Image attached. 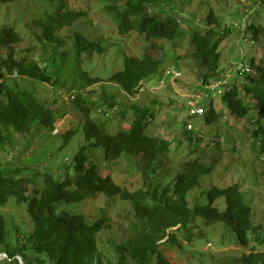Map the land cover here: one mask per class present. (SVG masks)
I'll return each instance as SVG.
<instances>
[{"label": "trees", "instance_id": "obj_1", "mask_svg": "<svg viewBox=\"0 0 264 264\" xmlns=\"http://www.w3.org/2000/svg\"><path fill=\"white\" fill-rule=\"evenodd\" d=\"M16 1L0 0V5ZM98 1L103 12L112 17L120 33L143 35L156 41L155 46L159 49H164L165 45L162 44L168 42L170 51L175 52V47L180 45L178 42H183L188 34L189 47L182 54L176 51L175 63L186 56L192 58L203 68L200 81L203 84L210 83L213 73L218 72L220 46L231 28L228 22L224 25V16L216 13L213 7L208 6L206 15L199 21L203 26L199 27L192 26L191 21L185 20L184 14L175 10L173 0ZM185 1L182 0L183 3ZM244 7L248 9L245 16L251 18L248 15L250 10L264 8V0H245ZM34 11L36 14L25 25L33 30L41 51L48 52V46H53L48 60H37L31 55L37 45L34 42L26 48V54H14L13 44L22 38L20 31L11 25L0 26L2 148L9 140L8 128L16 133H26L33 128L34 121L36 126L49 128L54 122L52 105H47L33 88L8 82V77L13 79L20 76L53 84L57 80L49 73L47 66L48 63H56L57 55L63 61L65 55L72 54L75 60L82 54H101L108 47L106 38L97 36L93 31L95 23L87 11L72 8L68 0H43L42 8L36 7ZM182 21H185L184 25ZM243 31L245 37L264 40V25L259 22L251 21ZM60 48L63 49L58 50ZM122 52L123 68L114 71L108 81L127 93H138L153 74H167L166 69L179 70V67L166 68L168 58L152 54L147 47L141 53ZM247 61L249 68L242 75L245 77L242 87L233 82L220 98L235 116L244 117L254 111L262 117L264 61L255 62L253 57ZM78 69L85 78V85L97 81L80 67ZM180 75L175 76L176 81ZM80 86L77 84L76 87ZM205 93L210 95L212 91L207 88ZM72 97L73 107L83 118L85 136V142L72 156V168L64 164V172L59 177H54L48 171L41 172L43 187L39 189L32 176L24 175V170L31 168L29 165L0 167V204H6L10 197L14 198L16 204L25 203L26 216L31 225L30 230L16 223L9 228L6 217L0 213V252L6 254L0 264H19L16 255L22 258V264H183L163 252L168 246L181 245L176 233H183L185 239L197 244L199 235L205 236L204 230L216 222L233 232L239 245L247 247L250 240L254 242L248 252L229 257L222 264H264V250L255 247V244L264 242V234L260 224L254 221L252 207L245 200L238 183L200 189L203 176L211 174L214 165L198 157L184 158L174 167L168 156L170 141L147 129L148 121L154 116L153 108L133 103L127 126L111 131L108 127L111 119L107 120V117L117 103L113 96L103 99V104L109 105L104 112V122L93 118L94 102L87 95L77 91ZM212 99L214 96L208 104L202 99V119L206 124L213 123L222 114L217 109L218 103ZM121 115L125 117L124 111H121ZM184 124V133L191 140L192 132L187 128L191 123ZM76 131L68 129L62 133L60 147L68 144ZM252 135L258 141L260 151L264 152V125L257 123ZM210 142L216 143L214 140ZM98 148L102 149L103 154L100 159L97 156ZM122 155L131 160L132 167L140 174V181L134 187L117 182L110 170L104 168V171H100L98 168L105 160L115 161ZM35 173L34 177L37 176ZM28 185H32L31 191H28ZM97 195L106 198L105 210L116 206L118 198L129 202L132 208L129 237L111 246L115 253L113 259H104L98 246L99 233L111 226L109 217L103 212L99 217L88 219L79 210V204L87 199L93 200ZM207 262L202 260L201 264ZM208 264L217 263L210 261Z\"/></svg>", "mask_w": 264, "mask_h": 264}, {"label": "rangeland", "instance_id": "obj_2", "mask_svg": "<svg viewBox=\"0 0 264 264\" xmlns=\"http://www.w3.org/2000/svg\"><path fill=\"white\" fill-rule=\"evenodd\" d=\"M244 2L245 0H186L183 3L182 0H173L175 10L184 14L185 20L191 21L192 26L199 27L203 26L199 21L206 15L208 6L224 16L225 25L228 20H239L246 15L248 9L243 8ZM68 3L74 9L87 11L89 18L95 23L92 27L95 34L106 38L107 50L101 54L97 52L90 55L82 54L75 60L72 54L65 55L63 61L57 55L56 63H48L47 66L49 73L57 80L53 84L20 76L6 79L10 83L16 82L20 86L33 88L47 105H52L54 122L49 128L45 125L36 126L34 121L33 128L26 133H16L8 128L9 140H6L3 148L0 144V167L29 165L32 169H25L24 175L32 176L35 179V186L39 189L43 187L41 172H51L54 177L62 176L64 164L72 168V156L85 142L83 118L73 107V94L80 91L87 95L88 99L94 102L93 118L101 122H104L106 117L104 112L109 107L108 104H103V99L111 95L117 100L112 113L107 117V120L111 119L108 124L111 131L114 128L127 126L131 119L133 103L153 108L154 116L148 121L147 129L152 134L170 141L168 156L171 164L175 167L188 157H198L205 163H212L213 170L211 174L203 176L200 189L238 183L245 200L252 207L254 221L260 224L261 232L264 234V152L260 151L258 141L252 135L257 123L264 125V116L259 117L254 111H250L246 116L238 117L227 109L220 98L221 94L203 96L209 85L200 82L203 68L189 56L180 58L175 63L176 51L182 54L189 47L188 34L183 42H178L180 45L176 46V51L172 53L168 42L162 44L165 45L164 49H159L155 46L156 41L146 39L143 35L133 32L120 33L112 17L103 12L98 0H68ZM42 4L43 0L1 3L0 26L11 25L19 30L22 36L13 44L14 54H26V48L32 42L37 43L32 34L33 30L27 29L25 23H29L30 18L36 14L35 8H42ZM248 15L254 23L259 22L264 25V8L258 11L251 9ZM181 24L184 25L185 21ZM74 26L77 27L76 24ZM230 28V33L220 46L221 62L218 72L213 73L210 83L218 82L219 78L220 82H224L227 76V82L230 84L235 82L242 87L245 77L235 71L233 63L241 56L248 60L253 57L255 62L264 61V40H252L250 36L245 37L243 30L232 25ZM48 47V52L41 51V46L37 43L31 55L37 60L40 58L48 60L53 46ZM146 47L152 54L168 58L166 68L179 67L180 78L176 81L171 73L153 74L147 78L143 88L136 94L127 93L117 84L108 81L114 71L123 68V50L125 54H135L143 52ZM78 67L97 81L85 85V78L80 75ZM77 84L81 86L77 88ZM199 95L203 96L202 99L206 104L213 96V102L218 103L217 109L221 110L222 114L213 123L206 124L202 115L188 113V100L195 99ZM244 98L247 99L246 96ZM121 111H124L125 117L121 115ZM187 122L191 123V126H187L192 132L191 140L184 133V123ZM68 129L77 131L68 144L60 147L63 142L62 133ZM213 140L216 141L215 144L210 142ZM98 153L100 159L103 155L101 148H98ZM98 168L100 171H104V168L110 170L113 178L126 187H134L140 181V174L132 167V162L126 155L120 156L115 161L105 160ZM35 172L37 176L34 177ZM31 189L32 185H28V191ZM197 191L200 192L199 189ZM105 200L103 195H97L93 200L87 199L78 206L88 219L99 217L103 212L109 217L111 226L99 233L98 246L103 252L104 259H113L115 253L111 246L129 237L128 224L132 216V208L129 202L118 198L116 206L111 210H105ZM0 213L6 217L9 228L12 223H16L21 226L23 224L26 230H30L25 203L16 204L14 198L10 197L6 204H0ZM204 232L205 236L199 235L197 244L195 241L190 242L185 239L183 233L177 232L181 245L168 246L163 251L164 254L183 264H201L202 260H207L206 264L210 261L222 264L229 257L248 252L254 245L252 240L247 247L239 245L236 235L218 222L211 224ZM255 247L264 250V242L255 244ZM5 256V252H0V261Z\"/></svg>", "mask_w": 264, "mask_h": 264}, {"label": "built area", "instance_id": "obj_3", "mask_svg": "<svg viewBox=\"0 0 264 264\" xmlns=\"http://www.w3.org/2000/svg\"><path fill=\"white\" fill-rule=\"evenodd\" d=\"M251 21H252L251 18H247L246 16H244L243 18L239 20H230V21L228 20L227 25L229 26L232 25L240 30H244L251 23ZM233 67L238 74L243 75L245 71L248 70L249 63L244 56H241L239 57L237 61L233 63ZM166 73H171L173 77L179 76L181 74L179 70L176 71V70H171V69H166ZM226 77H225L224 82H220V80H217L218 82L216 83H208L209 85L207 86V88L212 91L211 94L213 95L223 94L225 90L229 89L230 83L227 82ZM204 95H206V93ZM203 96L199 95L195 99L190 98L188 100L187 108H188V113H190V115H193V114L203 115L204 114V107L202 105ZM189 126H191V124H188V127Z\"/></svg>", "mask_w": 264, "mask_h": 264}, {"label": "water", "instance_id": "obj_4", "mask_svg": "<svg viewBox=\"0 0 264 264\" xmlns=\"http://www.w3.org/2000/svg\"><path fill=\"white\" fill-rule=\"evenodd\" d=\"M16 258L18 259L19 264H22L23 263V260H22V258L19 255H16Z\"/></svg>", "mask_w": 264, "mask_h": 264}]
</instances>
